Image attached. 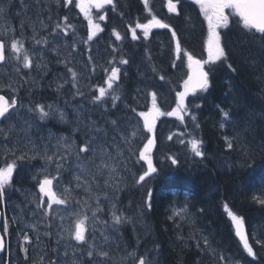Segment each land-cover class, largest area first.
<instances>
[{"label":"trees","instance_id":"obj_1","mask_svg":"<svg viewBox=\"0 0 264 264\" xmlns=\"http://www.w3.org/2000/svg\"><path fill=\"white\" fill-rule=\"evenodd\" d=\"M51 9L50 13L56 20L51 23L48 31L41 33V37L44 34L49 36L50 31L60 30L56 28L57 24L61 27L68 24L81 27L83 21L78 12L71 14L72 19L68 18L69 21L64 24L57 22L59 15L53 11L54 7ZM70 9L72 5L68 7V11ZM56 11L59 12L60 9ZM104 12L107 13V19L102 23L105 31L103 35L108 44V53L100 68L93 71L88 87H73L70 83L59 88L43 81L41 87L35 89L20 72L22 87L17 96H26L24 98L44 104L52 100H91L88 105L94 121L109 129L108 119L113 118L119 122L124 114H131V110L138 109L132 97L135 81L137 83L134 64L138 62L140 69L141 66H146L155 77H163L161 92L156 93L158 101H162L159 107L163 109L164 102L175 106L177 97L174 95L180 91L181 79L175 78L171 69L176 55V42L179 41L181 52H187L194 58L200 57L202 53V35L206 25L197 5L182 1L178 15L158 12L162 22L168 24V28L176 33V40L172 38V44L165 50L153 46L150 43L151 36L147 39L139 33L135 40L131 38V31L138 29L136 25L144 24L148 20L142 0H113V4ZM63 13L64 11L61 15ZM238 21L239 18L232 19V24L226 31L228 45L224 46L227 60L219 61L207 69L210 84L208 90L187 97L185 105L188 115L184 117V123H180L174 116H163L157 120L153 133L155 143L150 153L157 173L137 184L139 175L147 170V166L144 163H141L142 167L133 165L117 207V215L124 217L118 228L125 257L112 264H134L141 257H146L149 264H224L212 258V250L229 256L236 255L250 264H264V204L253 199L254 195L264 194V182L261 179L264 177V83H261L257 72L258 66L264 64V40L260 39L259 33L251 34L254 40L248 33L242 34L244 28ZM113 31L123 35L121 42L110 38ZM81 33L85 35L82 30ZM38 39L39 36L24 38V50L35 45ZM256 44L260 51L256 49ZM170 50L173 53L168 52ZM121 58L129 60L125 64L126 71L114 85V90H110L112 96L114 94L119 97V102L111 106L110 97L104 98L103 102H93L97 90L105 85L111 68L121 65ZM138 59L142 60V64ZM228 64L236 71H232ZM162 92L165 95L168 92L167 101L165 96L164 101L162 100ZM10 96L8 97L11 99ZM220 108L232 112L233 119L225 121L224 127H221ZM192 116L196 117L195 122ZM246 122L250 126L245 132L243 129ZM197 123L199 127L196 126ZM73 133L78 140L81 139V130L75 128ZM238 134L239 139L234 142V148L229 149L225 137L233 138ZM169 136H172L171 140L168 139ZM193 137L203 142L204 158L194 157L188 151L186 143L179 142ZM245 150L255 162L252 168L246 166ZM168 156L176 158L178 164L173 166L167 159ZM19 164L20 167H17V172L12 177L10 189H6L4 196L7 213L11 210L10 204L24 200L25 191L36 190L37 186L32 172L21 167L26 161ZM148 189L154 190L151 210L145 203ZM177 203L186 209L184 218L181 213L178 216L173 215ZM225 204L243 219L249 244L255 249L254 256L247 254L235 234L232 221L224 210ZM14 229L15 227L10 226V231ZM204 238H207L211 248L205 246ZM85 249L83 246L82 253L85 254L86 263L91 264L88 248ZM129 253H135V256H130ZM0 256V264H4L2 260L5 253Z\"/></svg>","mask_w":264,"mask_h":264},{"label":"rangeland","instance_id":"obj_2","mask_svg":"<svg viewBox=\"0 0 264 264\" xmlns=\"http://www.w3.org/2000/svg\"><path fill=\"white\" fill-rule=\"evenodd\" d=\"M70 5H72V9L68 11ZM196 5L206 25V29H208L206 19L202 15L199 5ZM109 6L111 4H106L99 10L96 8H91L90 10L94 22H98L102 29V23L106 19L104 10ZM0 7L4 9L3 14H0V26H2V29H0V40L7 45L6 57H8L4 65L0 67V94L7 93L9 96L12 95L10 96L11 98L17 100V106L11 110L9 119L4 120L0 125V128L5 129L7 133V139L3 135H0V167H3L7 162L15 158L11 152L5 155V148L15 149L16 155L28 149H34V151L40 154H44L45 152L48 155L55 154L54 161L59 160L60 155L66 157L65 160L61 161L62 167L59 172L57 171L55 162L45 166V161L41 159L40 155L36 159H28L26 157L22 161H17V167H20V162L26 161V164L21 167L32 172L37 186L36 190L25 191L23 195L24 200H18L15 204H10L9 209L11 210L8 213L5 209L4 198L0 201L2 204L0 208L4 214L0 230L9 239L10 251L12 257L16 260L13 264H17L18 262H22L23 264H40L41 258H43L42 264H53V262L55 264H73V261H76V264H86L82 247L88 248L89 251L90 245L94 246L96 251L103 250L109 253L108 258L103 260L98 256L90 259L91 264L119 262L124 259L125 253L120 237V230L118 226H113L112 224V213L115 212L117 215L118 198L126 186L127 178L133 170V165L141 166V163L145 164L144 161L138 159L139 151L147 143V137H153L154 132L149 134L144 131V122L138 113L148 112L151 109L152 96L150 94L161 92L164 82L162 79L155 77L148 67L141 66L140 69L138 62H136L134 69H136L137 83L135 81L132 97L138 109L134 108L135 111L131 110V114H125V116L120 117L121 120L119 122L113 118L108 119L109 129L101 127L94 121L90 106L88 105L91 100L85 99L84 102L52 100L44 104L35 103L33 100L24 98L26 96L18 97L17 94L22 87L20 72L26 76L29 84L35 89L40 88L43 81H46V84H54L56 87H64L70 83L72 86L75 83L76 86L79 85L82 88L88 87L93 71L95 69L98 70L100 64H103L107 57L108 44L102 38L103 31L98 32L91 41H88V22L75 6V0H72L67 6H64L63 0H0ZM51 7H54L53 11L56 15H59L57 22L64 24L69 21L68 18L70 19L71 14L78 12V16L83 21L80 28L84 29L83 31L87 37L79 41L80 39L77 35H80L81 32L74 24H68L71 27L63 26V31H50L49 36L44 34V37H41V33L48 31L51 23L56 20L50 13ZM56 9H60V11L58 12ZM149 10H147L148 20H145L144 24H147L154 16ZM63 11L64 13L61 15ZM99 15H104L105 19L99 20ZM231 24L230 20L228 26L223 27L226 40L220 41L221 47L225 48L224 45H228L226 31L230 28ZM164 29L152 27L148 31L147 37H145L143 30L138 28L139 32L137 34L140 33L142 37L148 39L152 33L158 34ZM167 30L170 34V30ZM241 32L244 35L248 33V36L250 35L252 40H254V37L248 31L242 30ZM33 36H39L38 41L40 43L31 45L25 50L23 49L19 60L12 58L15 56L10 50L12 40L16 39L17 41L24 42L26 41L24 38H32ZM110 38H115V36L111 33ZM161 42L163 44L159 45V47L166 49L169 44H172V38L166 42L161 40ZM256 49L260 51V47L257 44ZM25 51L32 62L29 68H24L22 65L23 53ZM168 52L173 53L171 50ZM131 59L132 57H130ZM195 59H208L206 43L202 45L200 57ZM138 60L142 64V60ZM127 61L129 62V60ZM212 65V63L204 64V70L209 69ZM69 68L77 73L75 81H73L72 74L68 71ZM118 68L120 69V78L121 75L124 76V71H126L125 64H121ZM171 69L174 72L175 78H181L179 92H183L184 82L188 79L189 74L188 60L183 52H180L177 57L176 55L174 56V64ZM257 72L259 73L261 83H264V64L260 67L258 66ZM103 87L106 88L107 85L105 84ZM31 93L27 92V94ZM195 93L197 92L190 93L188 96ZM168 95V92L166 95L162 92V100L164 101L163 98L165 96V101H167ZM174 96L177 97V94ZM108 97H110L111 106H113L114 103L110 90L105 98ZM187 97H185V101ZM118 102L119 100L117 99L115 104ZM156 104L158 108L162 104V101L159 102L157 97ZM37 105L43 106L44 111L50 113L46 119L41 120L38 112L29 111L30 108L35 109ZM163 106V109L160 108V110L168 112L175 108L176 104L175 106H171L164 102ZM61 113L64 116L63 120L60 119ZM163 116H159L158 119ZM112 121H116V124H113ZM51 122L59 124L60 127L55 129ZM89 125H94V127L89 128ZM10 126L12 130L9 132ZM137 127H139L143 136L133 138L131 133ZM64 128L71 129V132L66 131ZM75 128L84 132L81 133L80 140L73 133ZM97 128L100 129L99 132L96 131ZM61 137L65 138L63 144L68 147H62L57 143ZM88 137L95 138L93 140V148L96 151L94 153H80V156L84 159L78 161L76 158L78 148L84 145ZM122 137H126L131 143H125ZM101 146L106 148L111 156L115 157V160L110 161L117 168L114 174L115 179L109 178V170L107 168L103 169L102 173L98 172L97 166L101 164V160H109L108 155L101 157ZM117 153H120V155H117ZM80 165H83L84 168L82 169ZM17 167L13 170V175L17 172ZM46 175L49 178L55 177L53 180L54 191L63 193L65 189L69 190L70 196L67 204L53 205L52 209L49 210L46 206L47 197L45 196L43 197L45 203L40 208L37 207L41 196L39 181L44 179ZM77 176L80 177L79 182L76 180ZM106 179L109 180V184L112 185L111 187L106 186ZM117 185L119 186L118 191L115 190ZM7 189H10V187ZM97 206L99 210H97ZM182 209L183 207L180 204L175 206V211L183 214L182 218H184L186 214L185 211H181ZM45 211L48 212L47 216L44 214ZM93 211H96L95 217H93ZM9 213L10 215L8 216ZM77 215L88 217V220L85 222L86 243L78 244L70 236V232H74ZM5 222L8 224L7 235L4 233ZM10 226L15 227V229L10 231ZM24 234L28 236V241L24 244L27 249L26 252L20 250V245L24 242ZM245 235L248 238V234L245 233ZM17 252H19V255ZM210 253L218 262L221 261L227 264L245 263L243 260L237 258V256L234 258L235 256L228 255L227 258V255L225 256V254L216 252L215 250H212Z\"/></svg>","mask_w":264,"mask_h":264},{"label":"snow or ice","instance_id":"obj_3","mask_svg":"<svg viewBox=\"0 0 264 264\" xmlns=\"http://www.w3.org/2000/svg\"><path fill=\"white\" fill-rule=\"evenodd\" d=\"M72 0H63L64 6H67L69 3H71ZM145 4V9L149 10L148 8V0H143ZM194 3L198 4L201 10L202 15L207 21L208 25V37L206 41V51L208 54L207 60L202 59H194V57L191 54H188L187 52L184 53V55L187 57L188 60V68H189V74L188 79L184 82V91L177 93V99H176V107L173 108L171 111L168 112H162L160 108L157 107L156 104V94L151 93L152 96V107L149 109L148 112H139L138 115L143 119L144 122V131L151 134L154 132V129L156 127L155 121L159 116L167 115V116H174L177 120L180 121V123H184V117L188 115V109L185 105V97H187L190 93H194L199 89L200 91H207L210 84H209V73L204 70V64L206 63H216L217 61L224 62L227 60L226 51L224 47H221L220 44V34L217 32L218 28L221 27H227L229 22V17L225 15V9H231L232 15L239 17L238 23L241 24V26L247 30L250 34L259 33L260 39L264 40V0H193ZM106 4H113V0H75V6L80 10V13L84 16V18L88 22V41H91L94 36L100 31H103V29L100 27V24L98 22H94L93 16L91 14V8H96L97 10L102 9ZM113 7H115L113 5ZM169 11L174 12L176 10V5L174 3H171V0L168 5ZM4 9L0 7V14H3ZM150 12V10H149ZM151 14V13H150ZM67 19V17H65ZM99 20H104V15H99ZM64 27H71V25H65ZM137 28H140L143 30L145 37L148 35V31L152 27H159V28H168L169 25L166 23L161 22V20L157 19L155 16L152 17V19L147 24H141L138 23L136 25ZM56 28H59L61 31L64 30V28L61 27L60 24L56 25ZM0 29H2V26H0ZM171 31V29H169ZM254 30V31H253ZM6 34V32H5ZM67 34V33H66ZM116 40H120L121 36L119 33L113 31L112 33ZM134 40L137 38L135 31L133 30V37ZM173 40H176V33H172ZM37 43H40V41H37ZM7 45L3 42H0V62L6 61L8 57L5 55V48ZM24 49V44L20 41H17L16 39H13L10 45L11 53L15 54L14 57L17 60L20 58V54L22 50ZM176 52L179 54L181 52V47L179 41L176 42ZM31 60L28 55V53L25 51L23 53V67L29 68L31 67ZM120 64H127L128 61L126 59L121 58L119 61ZM228 67L232 69V71H236L235 68L231 64H228ZM19 70V69H17ZM68 71L72 74V79L75 81L77 73L73 71V69L69 68ZM119 73L120 69L118 67L113 66L110 70V74L107 76V79L105 80V84L107 87H101L98 89V95L93 97V102H103L106 95L109 94V90H114V85L119 80ZM163 79V77H161ZM73 87H76V84L73 83ZM119 97L114 95L112 96L113 103L115 104V101ZM17 106V100L15 98H11L10 102L9 100H6L4 96H0V119L6 120L9 119L11 116L10 109H15ZM51 107V106H49ZM196 107H199V105H196ZM220 107L219 105L217 106ZM29 111H36L39 113L40 119L44 120L46 119L50 113L47 111H44L43 106L37 105L35 109H29ZM135 111V109H133ZM221 112V127H224L225 121L232 120V112L231 110H225L223 108H220ZM60 119L63 120L64 116L63 113L60 114ZM192 120L195 122L196 117L192 116ZM113 124H116V121H112ZM197 127H199V124H196ZM249 123H245V127L243 131H247L249 128ZM89 128L94 127V125H89ZM11 126L9 127L8 131L10 132ZM97 132L100 131V129H96ZM0 135H3L5 139H7V133L5 132V129L0 128ZM133 138H136L137 136H143V134L140 132L139 127L135 131L131 133ZM94 137H88L84 145L78 148V151L76 153L77 160L84 159L80 156V153H87V152H95L96 150L93 148V140ZM125 143L130 144L131 141L128 140L126 137H122ZM169 140L172 139V136L168 137ZM239 139V134L236 137L228 138L225 137V141L227 144V147L229 149H233L235 146V141ZM65 140L64 137H61L60 140H58V144H60L62 147H68L67 145L63 144V141ZM181 144L187 145L188 151L197 158H204L205 152L202 150V141L199 138L193 137L188 139L187 141L180 140ZM155 143V140L152 136L147 137V143L144 144V147L142 150L139 151V160H142L147 165V170L144 171L141 175H139L138 180L136 181L137 184H140L142 182L146 181V178L152 177L154 173H157V168L153 165V161L151 158V150ZM8 152H11L12 155L15 157L13 160L7 162L3 167H0V201L3 200L6 189L11 186V180L13 175V170L17 167V161H22L26 157L28 159H36L38 155L41 156V159L45 161V166L52 164L53 162L56 163L57 171L59 172L60 168L62 167L61 161L65 160L66 157L64 155H60L59 160L54 161V155H48L46 152L44 154H40L34 149H28L27 151H21L19 155H16L15 149H8L5 148V155L8 154ZM71 154V153H69ZM101 157L108 155L109 160L104 161L101 160V164L97 166L98 172L102 173V170L107 168L109 170V178L115 179L114 174L117 171V168L115 165L110 163V161L115 160V157L111 156L107 149L101 146L100 151ZM117 155H120V153H117ZM245 157H246V166L249 168H252L254 165V160L251 159L250 153L245 150ZM168 160L171 161V164L173 166L178 164V160L172 156L167 157ZM80 167L83 169L84 166L80 165ZM55 177L49 178L48 175L44 177V179L39 181V191L41 193V196L39 198V203L37 204V207L40 208L45 201L43 200V197H47L46 206L47 209H52L53 205H64L68 203L69 200V190L65 189L63 193H59L53 190V180ZM262 182H264V177L261 178ZM76 180L79 182L80 177L77 176ZM106 186L111 187L112 185L109 184V180H105ZM79 186V183H78ZM115 190H119V186L117 185ZM87 191V189H86ZM154 195L153 189L147 190V200L145 201L147 207L149 210H151L152 204V198ZM253 199L256 200L260 204H264V194L260 196H253ZM115 207V205H113ZM97 210H99L97 206ZM224 210L227 213L228 217L232 221V224L235 229V234L240 238V241L243 245L244 250L247 252L249 256H254V251L252 246L249 244L248 238L244 234V222L241 217L234 214L231 210H229L228 205H224ZM182 212L186 211V209H182ZM45 216L48 215V212L45 211ZM173 215H180L178 212H174ZM96 216V211H93V217ZM88 220L87 216L81 217L80 215H77V219L74 224V232H70V236L72 239H74L78 244L80 243H86L85 239V222ZM124 221V217L121 215H116L115 212L112 213V224L113 226H118ZM4 233L5 235L8 234V224L5 222L4 224ZM28 241L27 234H24V242L20 245V250L26 252L27 249L24 246L25 243ZM204 244L206 247H210L207 238H204ZM90 250L88 251V256L90 259L98 256L102 260L105 258H108L109 253L103 250L96 251L94 249V246H89ZM3 249V238L0 237V250ZM130 256H135V253H129ZM223 259V257H221ZM43 258H41L40 264H42ZM55 264V262H53ZM73 264H76V261H73ZM134 264H149V261L146 257L139 258L138 261H134Z\"/></svg>","mask_w":264,"mask_h":264},{"label":"flooded vegetation","instance_id":"obj_4","mask_svg":"<svg viewBox=\"0 0 264 264\" xmlns=\"http://www.w3.org/2000/svg\"><path fill=\"white\" fill-rule=\"evenodd\" d=\"M143 1V0H142ZM182 1H186V2H189V3H192V4H195L196 5V3H194L193 2V0H171V3H174L175 5H176V10L174 11V12H170L169 11V8H168V5H169V2H170V0H148V3H149V9H150V11L152 12V14L157 18V19H159V20H161V22H162V18L158 15V12L160 11V12H165L167 15H178L179 14V6H180V3L182 2ZM144 3V2H143ZM158 7H162V9H158ZM232 11L233 10H231V9H225V15L226 16H228L229 17V22H230V20H231V18L233 19V18H236V16H234V15H232ZM106 13V12H105ZM104 13V15L106 16V19H107V13L105 14ZM237 18H239V17H237ZM80 29V32H81V30L83 31L84 29H82V28H79ZM167 29H170V28H167ZM166 28L162 31V32H159L158 34H156V33H152L151 34V37H150V39H151V41H150V43L153 45V46H159V45H162L163 44V42H161V40L162 41H164V42H166V41H168L170 38H172V33H173V31H172V29H171V31H170V34L168 33V30H167ZM223 27H221V28H218L217 29V32L220 34V41L221 42H223L222 40H224V35H223ZM103 32H105L104 31V29H103ZM103 32H102V38L104 39V35H103ZM137 32H139L138 30H136L135 31V34H137ZM131 38L133 37V30L131 31ZM83 35V36H82ZM80 36H81V38H80ZM121 36V39L120 40H117L118 42H121L122 41V37H123V35H120ZM136 36H139V34H137ZM77 37L80 39L79 41H82L81 39L82 38H86L87 36L86 35H84V34H78L77 35ZM202 40H203V44H205L206 43V41H207V37H208V29H206V27H205V33L202 35ZM133 39V38H132ZM100 42L102 43V41L100 40ZM206 72H207V70H205ZM57 87H59V88H61L60 86H57ZM4 122V120L1 122V124ZM52 123V126L55 128V129H57L58 127H60V125L59 124H57V123H55V122H51ZM66 131H69V132H71V129L70 130H68L69 128H64ZM10 247H9V239L8 238H6V249L8 250ZM0 259H1V256H0ZM12 262L14 263V262H16L15 261V259H12ZM12 262H11V264H12ZM23 264V263H22Z\"/></svg>","mask_w":264,"mask_h":264},{"label":"bare ground","instance_id":"obj_5","mask_svg":"<svg viewBox=\"0 0 264 264\" xmlns=\"http://www.w3.org/2000/svg\"><path fill=\"white\" fill-rule=\"evenodd\" d=\"M165 45V44H164ZM168 47V46H167ZM164 50H165V48H164ZM169 50V49H168ZM197 50V49H196ZM198 51V50H197ZM51 87V86H50ZM242 104V103H241ZM216 108V107H215ZM249 109V108H248ZM128 113V112H127ZM124 116H125V114H124ZM246 121V120H245ZM238 126V125H237ZM220 130V129H219ZM235 132V131H234ZM219 136V135H218ZM242 140H244V139H242ZM214 153V152H213ZM262 160V159H261ZM245 161V160H244ZM258 169V168H257ZM256 170V169H255ZM130 180V179H129ZM127 184V183H126ZM242 186V185H241ZM251 193V192H250ZM121 194V193H120ZM120 196V195H119ZM119 199V198H118ZM176 205H179L178 203L176 204ZM173 207V206H172ZM175 207V206H174ZM169 208V207H168ZM170 211V210H169ZM168 211V212H169ZM138 215V214H137ZM169 216H170V214H169ZM178 216V215H177ZM139 220V219H138ZM138 222V221H137ZM180 224V223H179ZM135 225V224H134ZM178 226V225H177ZM131 227V226H130ZM135 227V226H134ZM137 227V226H136ZM133 230V229H132ZM136 230H137V228H136ZM133 232V231H132ZM135 232V231H134ZM133 232V233H134ZM135 236V235H134ZM203 238V237H202ZM139 239V238H138ZM143 239H145V238H143ZM213 241V240H212ZM138 242V241H137ZM134 243H136V242H134ZM257 243V242H256ZM138 245V244H137ZM196 247V246H195ZM203 247V246H202ZM205 247V246H204ZM215 247V246H214ZM211 248V247H210ZM216 248V247H215ZM227 248V247H226ZM236 248V247H235ZM201 249V248H200ZM203 249V248H202ZM207 249V248H206ZM208 249H209V247H208ZM199 250V249H198ZM217 250H218V248H217ZM253 250H255V249H253ZM204 251V250H203ZM209 251V250H208ZM258 251V250H257ZM199 252V251H198ZM197 252V253H198ZM205 252V251H204ZM211 252V251H210ZM228 252V251H227ZM208 253V252H207ZM214 253V252H213ZM202 254V253H201ZM200 254V255H201ZM203 254H205V253H203ZM215 255H216V253H214ZM207 255V254H206ZM212 255V254H211ZM226 256V255H225ZM235 257L234 258H236V255H234ZM242 256V255H241ZM202 257H203V255H202ZM206 257V256H205ZM208 257H210L209 255H208ZM212 257V256H211ZM210 257V258H211ZM233 257V256H232ZM244 257V256H243ZM264 257V256H263ZM213 258V257H212ZM227 258H228V255H227ZM231 258V257H230ZM239 258V257H238ZM206 259V258H205ZM214 260V259H213ZM227 260V259H226ZM239 260V259H238ZM207 262V261H206ZM245 262V261H244ZM247 262V261H246ZM245 262V263H246ZM86 263V262H85ZM220 263H222V262H220ZM244 263V264H245ZM248 263V262H247ZM87 264V263H86ZM112 264V263H111ZM225 264V263H224ZM227 264V263H226ZM250 264V263H249Z\"/></svg>","mask_w":264,"mask_h":264},{"label":"water","instance_id":"obj_6","mask_svg":"<svg viewBox=\"0 0 264 264\" xmlns=\"http://www.w3.org/2000/svg\"><path fill=\"white\" fill-rule=\"evenodd\" d=\"M0 42H2V41H0ZM5 62V61H4ZM4 62H0V65H2ZM197 91H199V89H197ZM0 96H3V95H0ZM5 97V96H4ZM5 99L7 100V98L5 97ZM11 110V109H10ZM9 110V111H10ZM2 119H0V121H1ZM157 120V119H156ZM156 122V121H155ZM1 220H2V212L0 211V222H1ZM244 234H245V232H244ZM0 237H2L3 238V236H2V234H1V232H0ZM238 237V236H237ZM239 238V237H238ZM239 240H240V238H239ZM4 249H5V241H4V238H3V249L2 250H0V254L4 251Z\"/></svg>","mask_w":264,"mask_h":264}]
</instances>
